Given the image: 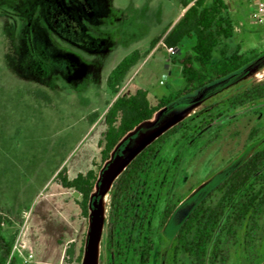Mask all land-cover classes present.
<instances>
[{
    "label": "rangeland",
    "instance_id": "rangeland-1",
    "mask_svg": "<svg viewBox=\"0 0 264 264\" xmlns=\"http://www.w3.org/2000/svg\"><path fill=\"white\" fill-rule=\"evenodd\" d=\"M182 1L0 0V212L11 219L3 236H15L20 254H13L20 262L31 254L30 264H82L89 216H81L79 196L55 175L64 168L72 179L93 169L99 180L111 160L100 161L105 113L117 95L146 90L155 105L184 86L178 61L193 40H184L173 55L163 42L185 10ZM225 2L233 35L213 60L225 49L262 53L264 13L251 0ZM134 50L140 59L114 95L107 75ZM261 83L264 67L165 114L166 126L152 142L171 132L125 194L113 198L121 172L100 196L96 264H195L182 254L172 260L177 231L169 236L167 221L195 190L227 172L204 197L213 206L222 194L217 187L264 144V98L235 103ZM38 90L50 96L49 103L34 96ZM164 111L142 126H152ZM231 213L228 204L204 264H264V208L241 222L232 221Z\"/></svg>",
    "mask_w": 264,
    "mask_h": 264
},
{
    "label": "trees",
    "instance_id": "trees-1",
    "mask_svg": "<svg viewBox=\"0 0 264 264\" xmlns=\"http://www.w3.org/2000/svg\"><path fill=\"white\" fill-rule=\"evenodd\" d=\"M182 7L184 12L176 23L168 27L163 42L168 47H177L186 39L193 40L190 53H186L178 61L184 86L162 95L155 105L150 104L146 90L117 95L105 113V132L100 150L102 164L111 159L114 150L126 136L152 121L158 112L184 98L196 95L215 82L230 77L231 81L247 79L264 67V51L240 52L235 49L228 53L225 49L219 51L217 60H213L214 52L221 42L233 35L225 0H183ZM155 42L156 40L151 42V47ZM139 59L140 52L134 50L111 69L106 78V87L112 94L118 93V86L123 82L126 73ZM34 96L47 103L51 100L50 96L41 90L35 91ZM258 98H264V83L244 91L242 98L238 97L235 103L243 104V99L253 101ZM170 132L171 130L155 139L131 160L115 183L113 198L125 194L146 160ZM263 164L264 144L217 187L222 194L213 206L206 203V197L188 215L174 239L170 252L172 260L182 254L195 264L205 263L209 242L226 205L231 207L232 221L238 222L264 208V171H261ZM55 179L62 188L79 193L77 203L80 214L88 218L90 201L98 182L95 171L90 169L70 179L63 168L55 175ZM10 223L11 219L0 212V264H24L12 253L15 236L9 239L3 236V226ZM66 253L71 255V248L67 249ZM82 254L81 248L78 262Z\"/></svg>",
    "mask_w": 264,
    "mask_h": 264
},
{
    "label": "water",
    "instance_id": "water-1",
    "mask_svg": "<svg viewBox=\"0 0 264 264\" xmlns=\"http://www.w3.org/2000/svg\"><path fill=\"white\" fill-rule=\"evenodd\" d=\"M231 80L232 78L230 77L215 82L199 91L196 95L176 102L174 105L165 109L164 113L160 115V117L152 126L140 127L114 151L111 160L105 165L102 172L100 173L99 180L97 182V191L90 201L89 226L82 264H96L97 243L101 229V209L99 206L100 196L116 179V177L125 169L131 160H133L136 155H138L146 146H148L152 140L156 138L158 133H160L161 130L166 126V123H164L165 114L174 108L185 109L190 105L203 100L209 94L231 82ZM147 128L151 129L146 132ZM226 173L227 172L215 177L214 179L199 187L174 209V211L169 216L166 225V232L169 236L178 231L192 210L202 201V199L215 186V184L226 175ZM72 196L77 198L79 193L73 191Z\"/></svg>",
    "mask_w": 264,
    "mask_h": 264
},
{
    "label": "built area",
    "instance_id": "built-area-1",
    "mask_svg": "<svg viewBox=\"0 0 264 264\" xmlns=\"http://www.w3.org/2000/svg\"><path fill=\"white\" fill-rule=\"evenodd\" d=\"M256 8H257V13H264V0H251ZM258 16V14H257ZM260 16V15H259ZM262 19V17H260V20ZM166 51L169 55H173L175 53V47H167ZM19 253L20 254V250L18 248V242L17 240L14 242L13 246H12V253ZM32 255L29 254L26 257L23 258V263L24 264H30L31 263V259H32Z\"/></svg>",
    "mask_w": 264,
    "mask_h": 264
},
{
    "label": "flooded vegetation",
    "instance_id": "flooded-vegetation-1",
    "mask_svg": "<svg viewBox=\"0 0 264 264\" xmlns=\"http://www.w3.org/2000/svg\"><path fill=\"white\" fill-rule=\"evenodd\" d=\"M178 232V231H177ZM176 235H177V233H176ZM176 237V236H175ZM175 237H174V239H175Z\"/></svg>",
    "mask_w": 264,
    "mask_h": 264
}]
</instances>
